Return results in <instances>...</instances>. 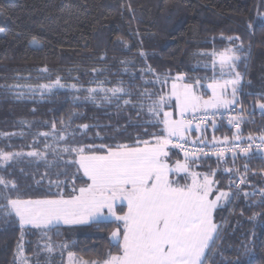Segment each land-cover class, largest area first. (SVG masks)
I'll list each match as a JSON object with an SVG mask.
<instances>
[{
    "label": "trees",
    "instance_id": "trees-1",
    "mask_svg": "<svg viewBox=\"0 0 264 264\" xmlns=\"http://www.w3.org/2000/svg\"><path fill=\"white\" fill-rule=\"evenodd\" d=\"M0 9L7 13L0 15V150L24 153L8 166L0 164V176L19 186L18 192L10 193L13 199L17 195L43 198L50 181H65V170L75 172V167L66 169L65 162L71 158L63 152L66 146L150 139L145 129L153 133L159 128L148 123V95L156 94L152 99H157L181 74L197 93H204L203 87L218 76L211 63L213 51L240 48L236 71L243 79L239 103L234 105L244 99L248 108L255 107L262 99L259 94L264 93V0H0ZM229 36L240 39L229 41ZM33 37L40 40L39 46L31 43ZM45 67L46 72L42 71ZM157 77L161 81L167 77V84ZM57 79L63 87L49 95L25 94V89L52 85ZM114 87L125 91L109 102L104 97L112 96L111 92L101 89ZM89 89H96L94 101L85 99ZM85 124L88 129L81 127ZM237 134L241 140L264 135V119L242 125L239 131L219 124L199 139L207 145H229ZM61 135L66 140H60ZM226 136L227 144L223 143ZM34 150L46 157L26 155ZM172 153V162L182 160L177 152ZM194 165L207 173L232 169L226 175L216 172V180L227 189L228 178L237 170L230 161L200 160ZM238 169L245 179L243 194L232 209L230 199L214 213L215 222L223 227L208 264H230L237 259L241 264H264V225L260 223L264 217V156L241 158ZM256 190L259 196H254ZM56 191L53 185L52 192ZM254 214L259 215L250 219ZM115 227L114 223L60 226L48 236L27 228L22 235L15 217L5 220L0 213V264H16L18 246L28 264H65L69 252L80 261L103 259L109 251H117L110 243ZM253 232L254 245L250 243ZM49 243L52 252L45 248ZM245 246L252 247V255H243Z\"/></svg>",
    "mask_w": 264,
    "mask_h": 264
},
{
    "label": "snow or ice",
    "instance_id": "snow-or-ice-1",
    "mask_svg": "<svg viewBox=\"0 0 264 264\" xmlns=\"http://www.w3.org/2000/svg\"><path fill=\"white\" fill-rule=\"evenodd\" d=\"M6 14L4 9H0V15ZM227 39L235 41L240 37L229 36ZM31 43L39 46L41 42L33 37ZM239 51L240 48L229 46L223 51L211 53L213 71L215 72L218 64L221 77L227 69L231 78L216 79L213 76L212 82L207 85L212 94L207 99L197 93L193 84L184 82L182 74L175 77L169 93H161L157 99H152L156 94H149L151 103L147 111L151 119L148 123L159 128V131L153 133L145 129L144 135L150 136V139L137 137L133 143H77V146L64 147L63 152L71 157L65 162L66 169L75 167V172L69 174L65 170V181H50L48 194L43 198L21 199L19 195L15 199L11 198L10 193L18 192L19 186L14 180L0 176V185L6 190H0V199L6 201L0 204V213L5 220L14 216L19 222L22 235L27 228L37 229L43 236H48L49 231L59 229L61 225L99 226L101 223H114L116 227L111 232L110 243L117 251H109L103 259L81 260L80 264H208L209 253L217 251L223 227L215 222L214 213L222 201L238 198L239 192L230 195L229 191L214 190V184L218 183L213 178L214 171L202 174L192 170L197 153L205 157L209 153L204 148L193 150L186 145L189 143L188 135L193 131L194 120L199 121L195 124V130L200 131L209 116L214 117L220 109L239 103L236 97L241 91L243 79L241 73L236 71V62L240 60ZM140 55L145 54L141 52ZM42 71L46 72L48 69L45 67ZM167 79L165 77L161 81L157 77L162 84H167ZM199 84L200 81L197 80L196 85ZM56 85L63 87L59 79L54 85L38 87L42 91H51ZM88 91L89 96L85 99L94 101L96 97L92 93L96 89ZM101 91L111 92L112 96L104 97L111 102L112 97L119 98L118 94L125 89L114 87ZM259 95L262 99L256 101L255 107L264 113V93ZM124 103L128 104L130 101L125 100ZM167 107L172 110L166 111ZM235 119L233 117L229 123ZM212 124L215 128L214 120ZM81 127L88 129L89 125ZM235 127L239 130L240 124L236 123ZM52 128L56 129L55 123ZM40 135L47 137L49 133ZM59 139L66 140V137L61 135ZM228 139L227 136L224 137L223 143L227 144ZM233 139L239 141L241 137L237 134ZM259 139L260 143L256 144L255 138L250 135L248 140L252 143L245 147L237 144L234 148L246 157L254 154L264 156V135ZM191 143L204 144L205 141L198 138ZM45 147L48 148L49 145ZM205 147L208 145L205 144ZM172 149L181 150L184 159L172 162V155H175ZM212 150L218 159L223 158L226 151L236 155L233 148L217 147L216 144L212 145ZM22 155L24 153L0 150V164L8 166L10 161ZM26 155L38 159L46 157V153L35 150ZM244 168L247 172V164ZM226 171L232 172V169ZM236 171L239 172V169ZM78 179L81 181L79 185ZM244 183L245 179L241 177L240 184ZM61 184H65V187H61ZM53 185L56 192H52ZM261 191L264 192V189ZM257 215L259 214H254L250 219L255 220ZM260 223L264 225V217H261ZM252 235L250 243L254 245L255 233ZM61 247L66 248L67 245ZM45 248L48 252L53 251L50 243ZM23 252V248L18 246L17 257L20 264H28ZM252 254V247L245 246L243 255ZM73 255L68 253L70 261ZM230 264H241V260L231 261Z\"/></svg>",
    "mask_w": 264,
    "mask_h": 264
},
{
    "label": "built area",
    "instance_id": "built-area-1",
    "mask_svg": "<svg viewBox=\"0 0 264 264\" xmlns=\"http://www.w3.org/2000/svg\"><path fill=\"white\" fill-rule=\"evenodd\" d=\"M245 84L246 83L244 80L243 88H245ZM244 96L245 95L243 94L242 97L244 98ZM197 115H202V114H197ZM233 117H236V119L233 120L232 123H229V120L232 119ZM259 119H264V113H262L256 107L248 108L244 102V99H242L239 105H233V106H229L226 109H220V111H218L214 117L209 116V119L205 121V123L201 126L200 131L195 130V124L198 123L199 121L194 120L193 121V131L190 133V135H196L198 133L205 132L208 129H213V124H212L213 120L215 121V125L220 124L234 131H239L242 125H252L254 121L259 120ZM236 123L240 124L239 130L235 127ZM251 136L255 138L256 144L260 143L259 137L254 136V135H251ZM188 140H189V143L186 145V147L193 149V150H195L196 148H204V151L209 153L207 157L203 156L200 153H197L196 161L213 160V161H219L221 163H227L230 161L232 162L234 166H236L237 169H238V164H239L240 159L246 156H244V154L241 153L238 149L234 148V145L239 144L241 147H245L248 144L252 143V141H249L247 138L245 140H241V139L239 141L235 140L233 143L229 145H216L217 147L233 148V150L236 152V155L233 156V152L226 151L224 157L218 159L217 156L213 154L212 145H208V147H205V143L204 144L197 143L196 145H193L191 141L197 140V139L190 138ZM172 150L177 152L178 155L182 158V160L184 159V155L181 150L179 149H172ZM255 151L256 150L254 147L253 152L255 153ZM241 177L242 176L240 175V173L236 171L235 175L233 176V181L231 183L232 193L239 192V197L243 194V184H240ZM254 196H259L258 190L255 191ZM236 200L237 198H234L232 203L234 204Z\"/></svg>",
    "mask_w": 264,
    "mask_h": 264
},
{
    "label": "rangeland",
    "instance_id": "rangeland-1",
    "mask_svg": "<svg viewBox=\"0 0 264 264\" xmlns=\"http://www.w3.org/2000/svg\"><path fill=\"white\" fill-rule=\"evenodd\" d=\"M217 69H218V73H220V70H219V66L217 67ZM224 75H229L228 74V72H227V69H225V74ZM52 85H54V84H52ZM171 85H172V83L167 87V89H166V92L165 93H169L170 91H171ZM59 89H61V87L60 86H58V85H56V86H53L52 88H51V91H47V90H41L39 87L38 88H32V89H25V94H29V95H33V96H38V97H40V96H45V95H49V94H51L52 92H54V91H57V90H59ZM197 89H199V88H197ZM200 94V93H199ZM230 106H233V105H230ZM165 110L166 111H171L172 109L170 108V107H167V108H165ZM11 162H13V160L12 161H10L9 163H11ZM173 162H175V161H173ZM222 164H225V163H222ZM1 166L2 167H4V165H2L1 164ZM192 170L193 171H196V172H199V173H207V172H204V171H198L197 170V167L194 165V166H192ZM215 172V176L213 177L214 178V180H216V172H222L223 174H228V171H226V169L225 168H222V169H218V170H216V171H214ZM217 181V180H216ZM233 181V175H231L229 178H228V189H227V187H222V185H220V182L218 181V183H216V184H214V190L215 189H220V190H223V191H229L231 194H232V189H231V187H232V184H230V182H232ZM242 196V195H241ZM212 198H214V195H213V197ZM229 201H222L221 202V205H220V207H218L217 208V210H219V209H221V208H223L224 206H226V204L228 203ZM232 202H233V200H232ZM231 202V205H230V209H232V207H233V203ZM126 210V209H125ZM14 217V216H13ZM17 220V219H16ZM81 225H87V224H81ZM223 225V224H222ZM61 226H63V227H72V226H79V225H72V226H68V225H61ZM33 229V228H32ZM222 230V229H221ZM16 264H20V260L18 259V257H17V259H16ZM65 264H80V260H78V259H76L75 257H73L72 258V260L70 261L69 260V256L67 255V257H66V263Z\"/></svg>",
    "mask_w": 264,
    "mask_h": 264
},
{
    "label": "crops",
    "instance_id": "crops-1",
    "mask_svg": "<svg viewBox=\"0 0 264 264\" xmlns=\"http://www.w3.org/2000/svg\"><path fill=\"white\" fill-rule=\"evenodd\" d=\"M219 65L217 64V66H216V68L218 67ZM218 74V76H217V79H230L231 78V75L229 74V75H224L223 77H221V75H220V73H217ZM211 83V82H210ZM209 84V83H208ZM208 84H206L204 87H203V89H204V93H202V95H204V98L205 99H207L209 96H211V94H212V92H211V89H209L208 87H207V85ZM198 94H199V92H198ZM228 98L230 99L231 98V88H229L228 89ZM238 98V95H237V97H236V99ZM232 105H234V104H232ZM210 131H212V129H209ZM205 132H202V133H198V134H196V135H188V139H190V138H195V139H198V138H200V136H201V134H204Z\"/></svg>",
    "mask_w": 264,
    "mask_h": 264
}]
</instances>
